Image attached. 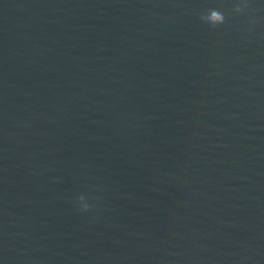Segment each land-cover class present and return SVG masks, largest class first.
<instances>
[{
  "label": "water",
  "instance_id": "95a60500",
  "mask_svg": "<svg viewBox=\"0 0 264 264\" xmlns=\"http://www.w3.org/2000/svg\"><path fill=\"white\" fill-rule=\"evenodd\" d=\"M239 2L0 0V264H264V0Z\"/></svg>",
  "mask_w": 264,
  "mask_h": 264
},
{
  "label": "clouds",
  "instance_id": "9594fccd",
  "mask_svg": "<svg viewBox=\"0 0 264 264\" xmlns=\"http://www.w3.org/2000/svg\"><path fill=\"white\" fill-rule=\"evenodd\" d=\"M247 7H248L247 0H241V2L235 5L232 11L235 13H242ZM225 19H226L225 14L215 8H212L211 10L207 9L204 13H201L200 15V20L212 28H215L216 26L223 24L225 22ZM78 200L81 205L80 210L88 211L91 205H89L88 203H83L85 197L80 196Z\"/></svg>",
  "mask_w": 264,
  "mask_h": 264
}]
</instances>
